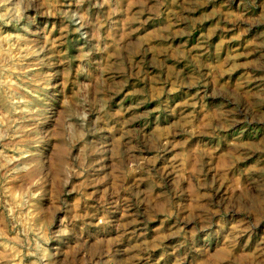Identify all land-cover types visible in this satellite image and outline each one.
Segmentation results:
<instances>
[{
    "label": "rangeland",
    "instance_id": "1",
    "mask_svg": "<svg viewBox=\"0 0 264 264\" xmlns=\"http://www.w3.org/2000/svg\"><path fill=\"white\" fill-rule=\"evenodd\" d=\"M0 264H264V0H0Z\"/></svg>",
    "mask_w": 264,
    "mask_h": 264
}]
</instances>
